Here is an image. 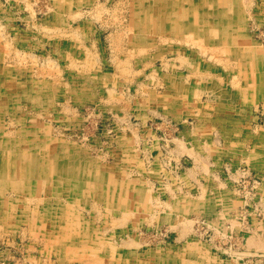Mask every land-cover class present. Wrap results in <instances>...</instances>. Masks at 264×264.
I'll list each match as a JSON object with an SVG mask.
<instances>
[{"label":"rangeland","instance_id":"rangeland-1","mask_svg":"<svg viewBox=\"0 0 264 264\" xmlns=\"http://www.w3.org/2000/svg\"><path fill=\"white\" fill-rule=\"evenodd\" d=\"M0 109V264H264V0H0Z\"/></svg>","mask_w":264,"mask_h":264},{"label":"bare ground","instance_id":"bare-ground-1","mask_svg":"<svg viewBox=\"0 0 264 264\" xmlns=\"http://www.w3.org/2000/svg\"><path fill=\"white\" fill-rule=\"evenodd\" d=\"M142 1H143V0H142ZM205 1H206V0H205ZM172 2H173V0H172ZM215 3H216V2H215ZM234 3H235V2H234ZM139 4H140V3H139ZM189 4H190V3H189ZM196 5H197V4H196ZM138 6H139V5H138ZM208 6H209V5H208ZM223 6H224V5H223ZM238 7H240V6H238ZM152 9H153V8H152ZM162 9H163V8H162ZM229 9H231V7H230ZM229 9H228V10H229ZM154 10H155V9H154ZM228 10H227V11H228ZM240 10H241V9H240ZM152 11H153V10H152ZM170 11H171V10H170ZM192 12H193V10H192ZM203 12H204V11H203ZM237 12H238V11H237ZM165 13H166V12H165ZM170 13H171V12H170ZM200 13H202V12H200ZM226 13H227V12H226ZM230 13H231V12H230ZM55 14H56V13H55ZM153 14H154V13H153ZM204 14H205V13H204ZM218 14H219V13H218ZM237 14H238V13H237ZM239 14H241V13L239 12ZM254 15H255V14H254ZM141 16H142V15H141ZM169 16H170V15H169ZM204 16H205V15H204ZM204 16H203V17H204ZM210 16H211V15H210ZM138 17H139V16H138ZM145 17H146V14H145ZM164 17H165V16H164ZM212 17H213V16H212ZM215 17H216V16H215ZM236 17H237V16H236ZM147 18H148V17H147ZM175 18H176V17H175ZM145 19H146V18H145ZM152 19H153V18H152ZM176 19H177V18H176ZM192 19H193V18H192ZM192 19H191V20H192ZM201 19H202V18H201ZM204 19H205V18H204ZM225 19H227V17H226ZM242 19H243V18H242ZM141 20H142V19H141ZM205 20H207V19H205ZM152 21H153V20H152ZM170 21H172V20H170ZM178 21H179V20H178ZM201 21H202V20H201ZM201 21H200V22H201ZM174 22H175V21H174ZM112 23H113V20H112ZM189 23H191V22H189ZM149 24H150V22H149ZM149 24H148V25H149ZM169 24H170V22H169ZM191 24H193V23H191ZM197 24H198V23H197ZM197 24H196V25H197ZM202 24H203V23H202ZM226 24H227V23H226ZM208 25H209V24H208ZM110 26H111V25H110ZM145 26H146V23H145ZM169 26H170V25H169ZM209 26H210V25H209ZM209 26H208V27H209ZM43 27H44V26H43ZM139 27H140V26H139ZM212 27H213V26H212ZM44 28H46V27H44ZM184 28H186V27H184ZM48 29H49V28H48ZM86 29H87V28H86ZM177 29H178V28H177ZM222 29H223V28H222ZM46 30H47V29H46ZM196 30H197V29H196ZM87 31H88V30H87ZM153 31H154V30H153ZM188 31H189V30H188ZM200 31H201V30H200ZM219 31H220V30H219ZM88 32H89V31H88ZM142 32H143V31H142ZM179 32H180V31H179ZM221 32H222V31H221ZM144 33H145V32H144ZM187 33H188V32H187ZM187 33H186V34H187ZM229 33H230V32H229ZM178 34H179V33H178ZM222 34H224V33H222ZM80 35H81V34H80ZM191 35H192V34H191ZM200 35H201V34H200ZM231 35H232V34H231ZM203 36H204V35H203ZM232 36H233V35H232ZM232 36H231V38H232ZM235 36H236V35H235ZM198 37H199V36H198ZM198 37H197V38H198ZM201 37H202V35H201ZM201 37H200V38H201ZM210 37H212V36H210ZM210 37H209V38H210ZM220 37H221V36H220ZM236 38H237V37H236ZM240 38H241V37H240ZM243 38H244V37H243ZM201 39H203V38H201ZM223 39H224V38H223ZM216 40H217V39H216ZM238 40H239V39H238ZM209 41H211V40H209ZM233 41H234V40H233ZM130 43H131V41H130ZM147 43H148V42H147ZM203 43H204V42H203ZM208 43H209V42H208ZM137 44H138V43H137ZM142 44H143V42H142ZM229 44H230V43H229ZM233 45H234V44H232V46H233ZM249 45H250V44H249ZM140 46H142V45L140 44ZM202 46H203V45H202ZM202 46H201V47H202ZM205 46H206V45H205ZM205 46H204V47H205ZM236 46H237V45H236ZM239 46H240V45H239ZM246 46H247V45H246ZM122 47H123V46H122ZM206 47H207V46H206ZM216 47H217V46H216ZM220 47H221V46H220ZM145 48H146V47H145ZM210 48H212V47L210 46ZM210 48H208V49H210ZM223 48H224V47H223ZM237 48H238V46H237ZM119 49H120V48H119ZM127 49H128V48H127ZM146 49H147V48H146ZM204 49H205V48H204ZM204 49H203V50H204ZM251 49H252V46H251ZM121 50H123V49H121ZM217 50H218V49H217ZM219 50H220V49H219ZM230 50H231V49H230ZM233 50H234V49H233ZM238 50H239V49H238ZM257 50H258V48H257ZM204 51H205V50H204ZM210 51H212V50L210 49ZM220 51H221V53H222L224 50L222 49V50H220ZM247 51H248V50H247ZM121 52H123V51H121ZM205 52H206V51H205ZM208 52H209V51H208ZM212 52L215 53L214 49H213ZM218 52H219V51H218ZM233 52H234V51H233ZM233 52H232V53H233ZM252 52H253V51H252ZM201 53H202L203 55H205L204 52H201ZM221 53H216V54H221ZM223 53H224V52H223ZM232 53H230V54H232ZM226 54H227V53H226ZM239 54H240V53H239ZM239 54H238V56H239ZM260 54H261V53H260ZM89 55H90V53H89ZM127 55H128V54H127ZM199 55H200V54H199ZM207 55H208V54H207ZM212 55H213V53H212ZM243 55H244V54H243ZM250 55H251V52H250ZM200 56H202V55H200ZM208 56H209L208 58L210 59L211 53H210V55H208ZM256 56H257V55H256ZM258 56H260V55H258ZM114 57H115V56H114ZM221 57H222V56H220L219 59H221ZM241 57H242V56H241ZM241 57H240V58H241ZM87 58H88V57H87ZM125 58H127V57H125ZM213 58H215V57H213ZM216 58H218V57H216ZM216 58H215V59H216ZM251 58H252V57H251ZM251 58H249V59H251ZM128 59H129V58H128ZM202 59H203V58H202ZM215 59H214V60H215ZM222 59H223V58H222ZM252 59H253V58H252ZM90 60H91V59H90ZM116 60H117V59H116ZM116 60H113V61L115 62ZM119 60L121 61L122 59H119ZM119 60H118V61H119ZM126 60H127V59H126ZM126 60H125V61H126ZM129 60H130V59H129ZM166 60H167V59H166ZM98 61H99V60H98ZM132 61H133V60H132ZM164 61H165V60H164ZM216 61H218V60L216 59ZM234 61H235V60H234ZM240 61H241V60H240ZM165 62H166V61H165ZM219 62H220V61H219ZM236 62H237V61H236ZM250 62H251V60H250ZM42 63H43V62H42ZM45 63H46V62H45ZM99 63H100V62H99ZM125 63H128V61H126ZM149 63H151V62H147V64H149ZM237 63H238V62H237ZM55 64H56V63H55ZM118 64H119V62H118ZM235 64H236V63H235ZM250 64H251V63H250ZM250 64H249V65H250ZM41 65H42V64H41ZM43 65H44V64H43ZM132 65H133V64H132ZM230 65H231V64H230ZM173 66H174V65H173ZM231 66H232V65H231ZM231 66H230V67H231ZM233 66H234V65H233ZM252 66H253V64H252ZM227 67H228V66H227ZM212 68H213V67H212ZM236 68H237V67H236ZM130 69H131V68H130ZM61 70H63V69H61ZM131 70H132V69H131ZM151 70H152V69H151ZM151 70H150V71H151ZM253 70H254V69H253ZM215 71H216V70H215ZM251 71H252V70H251ZM59 72H60V71H59ZM132 72L134 73L135 71H132ZM141 72H142V71H141ZM151 72H152V71H151ZM151 72H150V73H151ZM204 72H207V71H204ZM148 73H149V72H148ZM152 73H154V72H152ZM199 73H200V72H199ZM199 73H198V74H199ZM207 73H210V72H207ZM235 73H236V72H235ZM240 73H241V72H240ZM204 74H205V73H204ZM223 74H224V73H223ZM27 75H28V74H27ZM31 75H32V74H31ZM149 75H150V74H149ZM205 75H206V74H205ZM205 75H204V76H205ZM232 75H233V74H232ZM151 76H152V75H151ZM153 76H154V75H153ZM197 76H198V75H197ZM199 76H200V75H199ZM230 76H231V75H230ZM221 77H222V76H221ZM223 77H224V76H223ZM228 78H229V77H228ZM228 78H227V80H228ZM160 79H161V78H160ZM12 80H13V79H12ZM218 80H219V79H218ZM236 80H237V79H236ZM53 81H54V80H53ZM159 81H160V80H159ZM219 81H220V80H219ZM25 82H26V81H25ZM220 82H221V81H220ZM225 82H226V81H225ZM225 82H224V83H225ZM260 82H261V81H260ZM15 83H16V82H15ZM156 83H158V80H157ZM221 83H222V82H221ZM232 83H233V82H232ZM24 84H25V83H24ZM43 84H44V83H43ZM160 84H161V82H160ZM160 84H159V85H160ZM222 84H223V83H222ZM230 84H231V83H230ZM28 85H29V84H28ZM144 85H145V84H144ZM153 85H154V84H153ZM194 85H195V84H194ZM196 85H197V84H196ZM224 85H225V84H224ZM9 86H10V85H9ZM43 86H44V85H43ZM126 86H127V85H126ZM145 86H146V85H145ZM238 86H239V85H238ZM38 87H39V86H38ZM41 87H42V86H41ZM159 87H160V86H159ZM239 87H240V86H239ZM242 87H246V86H241L240 88H242ZM1 88H2V87H1ZM16 88H17V87H16ZM157 88H158V87H157ZM198 88H199V87H198ZM221 88H222V87H221ZM28 89H30V88H28ZM193 89H194V88H193ZM238 89H239V88H238ZM45 90H46V89H45ZM126 90H127V89H126ZM171 90H172V89H171ZM127 91H128V90H127ZM240 91H241V90H240ZM245 91H246V90H245ZM242 92H243V91H242ZM253 92H254V90H253ZM45 93H46V92H45ZM125 93L127 94V92H125ZM169 93H171V92H169ZM260 93H261V92H260ZM22 94H23V93H22ZM52 94H53V92H52ZM242 94H243V93H242ZM251 94H252V93H251ZM45 95H46V94H45ZM127 95H128V94H127ZM128 97H129V96H128ZM242 97H243V96H242ZM244 97H245V96H244ZM48 98H49V97H48ZM124 98H127V96H126V97L124 96ZM177 98H178V97H177ZM252 98H253V97H252ZM122 99H123V98H122ZM191 100H192V99H191ZM243 100H245V99H243ZM252 100H253V99H252ZM172 102H173V101H172ZM252 102H253V101H252ZM119 103H120V102H119ZM155 103H156V102H155ZM126 104H127V102H126ZM162 104H163V103H162ZM243 105H244V104H243ZM124 106H125V105H124ZM229 106H230V104H229ZM196 107H197V106H196ZM123 108H125V107H123ZM0 110H1V109H0ZM188 110H189V109H188ZM149 111H150V110H149ZM154 111H155V110H154ZM4 112H5V111H4ZM1 113H2V112H1ZM229 113H230V112H229ZM219 114H220V113H219ZM231 114H232V113H231ZM163 115H164V114H163ZM163 118H164V117H163ZM250 119H251V118H250ZM167 120H168V119H167ZM15 122H16V121H15ZM239 122H240V121H239ZM245 122H246V121H245ZM13 123H14V122H13ZM248 123H249V122H248ZM10 124H11V123H10ZM246 125H247V124H246ZM125 127H126V126H125ZM49 128H50V127H49ZM123 128H124V127H123ZM254 129H255V128H254ZM261 129H262V128H261ZM122 131H123V130H122ZM124 131H125V130H124ZM198 131H199V129H198ZM3 132H4V131H3ZM200 132H201V131H200ZM256 132H257V131H256ZM201 133H202V132H201ZM201 133H199V134H201ZM245 133H246V132H245ZM11 135H12V134H11ZM125 135H126V134H125ZM245 135H246V134H245ZM13 136H14V135H13ZM138 136H139V135H138ZM173 136H174V135H173ZM173 136H172V138H173ZM84 137H85V136H84ZM5 138H6V137H5ZM213 138H214V137H213ZM12 139H13V138H12ZM120 139H121V138H120ZM124 139H125V138H124ZM173 139H176V138H173ZM4 140H5V139H4ZM176 140H177V139H176ZM257 140H258V139H257ZM15 141H16V140H15ZM137 141H139V140H137ZM137 141H136V143H137ZM160 141H161V140H160ZM179 141L182 142L181 140H179ZM122 142H123V141H122ZM175 142H176V141H175ZM22 143H23V142H22ZM24 143H25V142H24ZM177 143H178V142H177ZM183 143H184V142H183ZM197 143H198V142H197ZM6 144H7V143H6ZM20 144H21V143H20ZM125 144H126V143H125ZM159 144H160V143H159ZM66 145H67V144H66ZM178 145H179V144H178ZM183 145H184V144H183ZM183 145H182V143H181V147H182V148H183ZM14 146H15V145H14ZM155 146H156V145H155ZM157 146H158V145H157ZM166 146H167V145H166ZM209 146H210V145H209ZM9 147H10V146H9ZM124 147H125V146H124ZM184 147H185V145H184ZM25 148H26V147H25ZM111 148H112V147H111ZM122 148H123V147H122ZM125 148H126V147H125ZM167 148H169V147H167ZM66 150H67V149H66ZM182 150H183V149H182ZM41 151H42V150H41ZM149 151H150V150H149ZM189 151H190V150H189ZM191 151H192V150H191ZM208 151H209V150H208ZM208 151H207V152H208ZM18 152H19V151H18ZM30 152H31V151H30ZM39 152H40V151H39ZM139 152H140V151H139ZM152 152H153V151H152ZM163 152H164V151H163ZM19 153H20V152H19ZM19 153H18V154H19ZM149 153H150V152H149ZM205 153H206V152H205ZM5 154H6V153H5ZM16 154H17V153H16ZM167 154H168V153H167ZM67 155H68V153H67ZM120 155H121V154H120ZM16 156H17V155H16ZM90 156H91V155H90ZM124 156H125V155H124ZM77 157H78V156H77ZM114 157H115V156H114ZM71 158H72V157H71ZM102 158H103V157H102ZM127 158H128V157H127ZM144 158H145V157H144ZM20 159H21V158H20ZM42 159H43V158H42ZM53 159H54V157H53ZM84 159H86V158H84ZM125 159H126V158H125ZM89 160H90V159H89ZM115 160H116V159H115ZM118 160L120 161V158H119ZM157 160H158V159H157ZM4 161H5V160H4ZM78 161H79V160H78ZM104 161H105V160H104ZM82 162H83V161H82ZM157 162H158V161H157ZM71 163H72V162H71ZM87 163H88V162H87ZM115 163H116V162H115ZM134 163H135V162H134ZM159 163H160V162H159ZM109 164H110V163H109ZM109 164H108V165H109ZM0 165H1V164H0ZM104 165H105V164H104ZM114 165H115V164H114ZM124 165H125V164H124ZM9 166H10V165H9ZM31 166H32V165H31ZM42 166H43V165H42ZM67 166H68V165H67ZM72 166H73V165H72ZM82 166H83V165H82ZM121 166H122V165H121ZM2 167H3V166H2ZM28 167H29V165H28ZM52 167H53V166H52ZM54 167H55V166H54ZM5 168H6V166H5ZM70 168H72V167H70ZM100 168H101V167H100ZM121 168H122V167H121ZM13 169H14V168H13ZM30 169H31V168H30ZM98 169H99V168H98ZM52 170H53V169H52ZM64 170H65V169H64ZM67 170H68V169H67ZM70 170H71V169H70ZM122 170H123V169H122ZM54 171H55V170H54ZM75 171H76V170H75ZM10 172H11V170H10ZM91 172H92V171H91ZM32 173H33V172H32ZM59 173H60V172H59ZM72 173H73V171H72ZM115 173H116V172H115ZM120 173H121V172H120ZM5 174H6V173H5ZM8 174H9V172H8ZM64 174H65V173H64ZM93 174H94V172H93ZM51 175H52V174H51ZM57 175H58V174H57ZM97 175H98V174H97ZM28 176H30V175L28 174ZM32 176H33V175H32ZM52 176H53V175H52ZM91 176H92V175H91ZM124 176H125V174H124ZM154 176H155V175H154ZM175 176H176V175H175ZM175 176H174V177H175ZM30 177H31V176H30ZM174 177H173V178H174ZM5 178H6V177H5ZM46 178H47V177H46ZM65 178H66V177H65ZM70 178H71V177H70ZM73 178H74V177H73ZM86 178H87V177H86ZM139 178H140V177H139ZM11 179H12V178H11ZM26 179H27V178H26ZM44 179H45V178H44ZM44 179H43V181H44ZM74 179H75V178H74ZM90 179H91V178H90ZM100 179H101V178H100ZM123 179H124V178H123ZM137 179H138V178H137ZM137 179H135V180H137ZM7 180H8V179H7ZM41 180H42V178H41ZM66 180H67V179H66ZM87 180H88V179H87ZM93 180H94V179H93ZM125 180H126V179H125ZM54 181H55V180H54ZM88 181L91 182L90 180H88ZM116 181H117V180H116ZM121 181H123V180H121ZM137 181H138V180H137ZM23 182H24V181H23ZM105 182H106V181H105ZM118 182H119V181H118ZM175 182H176V181H175ZM28 183H29V182H27V184H28ZM51 183H52V182H51ZM69 183H70V182H69ZM91 183H93V181H92ZM121 183H123V182H121ZM140 183H142V182H140ZM8 184H9V183H8ZM41 184H44V183L41 182ZM41 184H40V186H41ZM104 184H105V183H104ZM109 184H110V183H109ZM126 184H128V183H126ZM137 184H138V183H137ZM151 184H152V183H151ZM0 185H1V184H0ZM5 185H6V184H5ZM9 185H10V184H9ZM47 185H48V184H46V186H47ZM148 185H149V184H148ZM6 186H7V185H6ZM43 186H45V185H43ZM43 186H42V187H43ZM177 186H178V185H176V187H177ZM1 187H2V186H1ZM22 187H23V185H22ZM124 187H126V186H124ZM131 187H133V186H131ZM2 188H3V187H2ZM33 188H34V187H33ZM48 188H49V187H48ZM53 188H54V187H53ZM89 188H90V187H89ZM122 188H123V185H122ZM137 188H138V187H137ZM150 188H151V187H150ZM6 189H7V188H5V190H6ZM18 189H19V187H18ZM41 189H42V188H41ZM99 189H100V188H99ZM105 189H106V188H105ZM105 189H104V190H105ZM131 189H132V188H131ZM1 190H2V189H1ZM5 190H4V191H5ZM11 190H12V189H11ZM13 190H14V189H13ZM26 190H29V189L26 188ZM65 190H66V189H65ZM177 190H178V189H177ZM9 191H10V190H9ZM39 191H40V190H39ZM42 191H43V190H42ZM46 191H47V190H46ZM69 191H70V190H69ZM98 191H99V190H98ZM137 191H138V190H137ZM17 192H18V191H17ZM19 192H20V191H19ZM28 192H29V191H28ZM50 192H51V191H50ZM58 192H59V191H58ZM81 192H82V191H81ZM99 192H100V191H99ZM112 192H113L112 189H110V191H108V192L105 193V199H107V201H108L109 203L114 202V201H112V199H113V197H112V195H111ZM117 192H118V191H117ZM145 192L149 193L148 191H145ZM185 192H186V191H185ZM2 193H3V192H2ZM8 193H9V192H8ZM29 193H30V192H29ZM39 193H40V192H39ZM56 193H57V192H56ZM69 193H71V192H69ZM74 193H75V192H74ZM128 193H129V197H133V196H134V194H133L132 192H128ZM9 194H10V193H9ZM12 194H14V193H12ZM20 194H21V193H20ZM43 194H44V193H43ZM84 194H85V193H84ZM84 194H83V195H84ZM87 194H89V193H87ZM123 194H124V192H123ZM15 195H16V194H15ZM29 195H31V193H30ZM100 195H101V194H100ZM9 196H10V195H9ZM24 196H25V195H24ZM31 196H32V195H31ZM140 196H141V195H140ZM149 196H150V195H149ZM149 196H148V197H149ZM157 196H158V194H157ZM186 196H187V195H186ZM29 197H30V196H29ZM39 197H40V196H39ZM96 197H97V196H96ZM116 197H117V196H116ZM144 197H146V196L144 195ZM144 197H143V198H144ZM25 198H26V197H25ZM69 198H70V197H69ZM80 198H81V197H80ZM125 198H128V197H125ZM140 198H141V197H140ZM143 198H142V199H143ZM149 198H150V197H149ZM153 198H154V197H153ZM153 198H152V201L155 199V198H154V199H153ZM182 198H183V197H182ZM30 199H32V198H30ZM30 199H29V200H30ZM34 199H35V197H34ZM34 199H33V200H34ZM37 199H38V198H37ZM37 199H35V200H37ZM40 199H41V198H40ZM40 199H38V200H40ZM92 199H93V198H92ZM129 199H130V198H129ZM156 199H157V198H156ZM29 200H28V203H30ZM120 200H121V202L124 201V200H122V199H120ZM139 200H140V199H139ZM139 200H138V201H139ZM147 200H148V198H147ZM184 200H185V199H184ZM25 201H26V200H25ZM40 201H41V200H40ZM51 201H52V200H51ZM64 201H65V200H64ZM104 201H105V200H104ZM149 201H150V200H149ZM188 201H189V200H188ZM31 202H32V201H31ZM36 202H37V201H36ZM90 202H92V201H90ZM94 202H95V201H94ZM96 202H98V201H96ZM145 202H146V201H145ZM182 202H183V201H182ZM14 203H15V202H14ZM25 203H26V202H25ZM33 203H34V202H33ZM55 203H56V202H55ZM117 203H118V202H117ZM129 203H130V201H129ZM146 203H147V202H146ZM177 203H178V202H176V204H177ZM185 203H187V202H185ZM85 204H86V203H85ZM91 204H92V203H91ZM107 204H108V203H107ZM115 204H116V202H115ZM115 204H114V205H115ZM121 204H122V203H121ZM124 204H125V203H124ZM144 204H145V203H144ZM144 204H142V205H144ZM160 204H161V202H160ZM164 204H165V203L163 202L162 205H164ZM31 205H32V204H31ZM69 205H70V204H69ZM92 205H94V204H92ZM95 205H96V204H95ZM97 205H99V204H97ZM100 205H101V204H100ZM117 205L119 206L120 203L117 204ZM129 205H130V204H129ZM136 205H138V204H136ZM182 205H183V204H182ZM187 205H188V204H187ZM189 205H190V204H189ZM9 206H10V205H9ZM26 206H27V205H26ZM33 206H34V204H33ZM65 206H66V205H65ZM67 206H68V205H67ZM74 206H75V205H74ZM83 206H84V203H83ZM90 206H91V205H90ZM139 206H140V205H139ZM151 206H152V205H151ZM159 206H160V205H159ZM183 206H184V205H183ZM10 207H11V206H10ZM59 207H60V206H59ZM78 207H79V206H78ZM78 207H77V208H78ZM80 207L82 208V206H80ZM94 207H95V206H94ZM99 207H100V206H99ZM124 207H125V206H124ZM124 207H123V209H124ZM130 207H131V206H130ZM141 207H142V206H141ZM141 207H140V208H141ZM162 207H163V206H162ZM166 207H167V206H166ZM171 207H172V206H171ZM175 207H176V206H175ZM179 207H180V206H179ZM189 207H190V206H189ZM26 208H28V207H26ZM26 208H24V209H26ZM61 208H62V207H61ZM68 208H69V207H68ZM84 208H85V207H84ZM91 208H92V206H91ZM102 208H103V207H102ZM105 208H107V207H105ZM117 208H118V207H117ZM147 208H149V207L146 206V209H147ZM155 208H156V207H155ZM155 208H154V210H155ZM157 208H158V207H157ZM159 208H160V207H159ZM11 209H12V208H11ZM22 209H23V208H22ZM30 209H31V208H30ZM34 209H36V208H34ZM58 209H59V208H58ZM64 209H65V208H64ZM93 209H94V208H93ZM97 209H98V208H97ZM133 209H134V208H133ZM143 209H144V208H143ZM183 209H184V208H183ZM4 210H5V209H4ZM45 210H46V209H45ZM45 210H44V211H45ZM59 210H60V209H59ZM67 210H68V209H67ZM82 210H83V209H82ZM86 210H87V209H86ZM94 210H95V209H94ZM106 210H107V209H106ZM130 210H131V209H130ZM134 210H135V209H134ZM147 210L149 211V209H147ZM9 211H11V210H9ZM36 211H37V210H36ZM73 211H74V210H73ZM79 211H80V210H79ZM97 211H99V210H97ZM107 211H108V210H107ZM131 211H132V210H131ZM137 211H138V210H137ZM142 211H143V210H142ZM18 212H19V211H18ZM32 212H33V211H32ZM47 212H48V211H47ZM121 212H124V211H121ZM182 212H183V211H182ZM184 212H185V211H184ZM9 213H10V212H9ZM34 213H35V212H34ZM70 213H71V212H70ZM72 213H73V212H72ZM95 213H96V212H95ZM101 213H102V212H100V214H101ZM118 213H119V212H118ZM124 213H125V212H124ZM124 213H123V214H124ZM143 213H144V212H143ZM145 213H147V211H145ZM17 214H18V213H17ZM32 214H33V213H32ZM97 214H99V213H97ZM130 214L133 215V212L130 213ZM138 214H139V212H138ZM151 214H152V213H151ZM20 215H21V214H20ZM20 215H19V216H20ZM33 215H34V214H33ZM56 215H57V214H56ZM61 215H62V214H61ZM64 215H65V214H64ZM79 215H80V214H79ZM79 215H78V216H79ZM106 215H107V214H106ZM121 215H122V214H121ZM124 215H125V214H124ZM147 215H148V214H147ZM147 215H145V216H147ZM164 215H165V214H164ZM41 216H42V215H41ZM93 216H94V215H93ZM96 216H98V215H96ZM110 216H111V215H110ZM126 216H127V215H126ZM1 217H2V216H1ZM4 217H5V215H4ZM13 217H14V216H13ZM67 217H68V216H67ZM132 217H134V216H132ZM176 217H177V216H176ZM32 218H33V217H32ZM36 218H37V217H36ZM68 218H69V217H68ZM71 218H72V217H71ZM76 218H77V217H76ZM97 218H98V217H97ZM97 218H96V219H97ZM103 218H104V217H103ZM116 218H117V216H116ZM121 218H122V217H121ZM121 218H120V219H121ZM144 218H145V217H144ZM147 218H148V217H147ZM147 218H146V220H147ZM149 218H150V217H149ZM151 218H152V217H151ZM151 218H150V219H151ZM6 219H7V218H6ZM6 219H5V220H6ZM93 219H95V218H93ZM120 219H118V218H117V220L115 219L116 221H118V222H117L118 224L121 223V222L119 221ZM125 219H126V218H125ZM125 219L123 218V221L121 220L122 223H124V220H125ZM7 220H8V219H7ZM12 220H14V219H12ZM28 220H29V219H28ZM50 220H51V219H50ZM112 220H113V218H112ZM144 220H145V219H144ZM184 220H185V218H184ZM184 220H183V221H184ZM34 221H35V217H34ZM44 221H45V220H44ZM58 221H59V220H58ZM71 221H72V220H71ZM75 221H76V220H75ZM78 221H79V220H78ZM134 221H135V220H134ZM140 221H141V220H140ZM150 221H151V220H150ZM152 221H153V220H152ZM10 222H11V221H10ZM13 222H14V221H13ZM30 222H32V220H30ZM114 222H115V221H114ZM119 222H120V223H119ZM180 222H181V221H180ZM180 222H179V223H180ZM184 222H185V221H184ZM189 222H191V219H190V221L187 222V224L191 225V223H189ZM6 223H8V222H6ZM74 223H75V222H74ZM112 223H113V222H112ZM122 223H121V224H122ZM138 223H139V222H138ZM176 223H177V221H176ZM179 223H177V224H179ZM181 223H182V222H181ZM2 224H3V223H2ZM41 224H43V226H44V223L41 222ZM49 224H50V223H49ZM118 224H117V225H118ZM124 224H125V223H124ZM0 225H1V224H0ZM29 225H30V224H29ZM56 225H57V224H56ZM76 225H77V224H76ZM108 225H109V224H108ZM110 225H111V224H110ZM129 225H130V224H129ZM174 225H175V223H174ZM174 225H173V226H174ZM11 226H13V225H11ZM35 226H36V225H35ZM41 226H42V225H41ZM41 226H40V227H41ZM50 226H51V225H50ZM66 226H68V225H66ZM66 226H64V228H66ZM118 226H119V225H118ZM121 226H122V225H121ZM175 226H176V225H175ZM184 226H186V223H185V225H184V223H183V227H184ZM187 226H188V225H187ZM32 227H34V226H32ZM73 227H74V226H73ZM87 227H88V226H87ZM91 227H92V226H91ZM108 227H109V226H108ZM176 227H177V226H176ZM189 227H190V226H189ZM189 227H188V228H189ZM0 228L2 229L1 226H0ZM26 228H27V227H26ZM37 228H38V227H37ZM51 228H52V227H51ZM78 228H79V227H78ZM82 228H83V227H82ZM88 228H89V227H88ZM95 228H96V227H95ZM102 228H103V227H102ZM104 228H106L105 225H104ZM178 228H179V227H178ZM180 228H181V224H180ZM20 229H21V228H20ZM27 229H28V228H27ZM74 229H76V228H74ZM107 229H108V228H107ZM111 229H112V227H111ZM132 229H133V228H132ZM184 229H185V228H184ZM22 230H23V229H22ZM28 230H29V229H28ZM37 230H38V229H37ZM37 230H36V231H37ZM65 230H66V229H65ZM71 230H72V229H71ZM78 230H79V229H78ZM82 230H83V229H82ZM90 230H91V229H90ZM94 230H95V229H94ZM103 230H104V229H103ZM103 230H102V231H103ZM179 230H180V229H179ZM181 230H182V229H181ZM181 230H180V232H181ZM33 231H34V228H33ZM46 231H47V230H46ZM52 231H53V230H52ZM56 231H57V230H56ZM76 231H77V230H76ZM97 231H98V230H97ZM102 231H101V232H102ZM104 231H105V230H104ZM104 231H103V232H104ZM134 231H135V230H134ZM182 231H183V230H182ZM9 232H10V231H9ZM20 232H21V230H20ZM61 232H62V231H61ZM61 232H60V233H61ZM86 232H87V231H86ZM98 232H99V231H98ZM98 232H97V233H98ZM2 233H3V232H2ZM21 233H22V232H21ZM24 233H25V232H24ZM43 233H44V232H43ZM55 233H56V232H55ZM57 233H59V230H58ZM63 233H64V232H63ZM65 233H67V231H66ZM138 233H139V232H138ZM45 234H46V233H45ZM86 234H87V233H86ZM51 235H52V234H51ZM66 235H67V234H66ZM95 235H96V234H95ZM109 235H110V234H109ZM139 235H140V234H139ZM141 235H142V234H141ZM21 236H23V235H21ZM27 236H28V235H27ZM54 236H55V235H54ZM62 236H64V235H61V237H59L58 241H60V239L63 238ZM74 236H75V235H74ZM98 236H100V235H98ZM23 237H24V236H23ZM41 237H42V236H41ZM65 237H66V236H65ZM70 237H71V236H70ZM100 237H101V236H100ZM108 237H109V236H108ZM116 237H117V236H116ZM141 237H142V236H141ZM35 238H36V237H35ZM38 238L40 239V237H38ZM43 238H44V237H43ZM50 238H52V237H50ZM54 238H56V237H54ZM54 238H53V239H54ZM66 238H67V237H66ZM83 238H84V237H83ZM86 238H87V237H86ZM93 238H94V237H93ZM80 239H81V238H80ZM98 239H99V238H98ZM109 239H110V238H109ZM128 239H131V238H128ZM128 239L126 238V240H128ZM140 239H141V238H140ZM140 239H139V240H140ZM67 240H69V239H67ZM77 240H78V239H77ZM102 240H103V239H102ZM106 240H107V239H106ZM106 240H105V241H106ZM112 240H113V239H112ZM143 240H144V239H143ZM94 241H96V240H94ZM100 241H101V240H100ZM120 241H121V240H120ZM120 241H119V243H120ZM128 241H129V240H128ZM48 242H49V241H48ZM62 242H63V241H62ZM78 242H81V241H78ZM106 242H108V241H106ZM132 242H133V240H132ZM135 242H136V241H135ZM143 242L145 243L146 241H143ZM147 242H148V241H147ZM70 243H71V242H70ZM72 243H73V242H72ZM98 243H99V242H98ZM114 243H115V242H114ZM121 243H122V242H121ZM138 243H139V242H136V244H138ZM67 244H68V243H67ZM101 244H102V243H100L99 246H101ZM136 244H135V245H136ZM139 244H141V243H139ZM148 244H149V243H148ZM47 245H48V244H47ZM51 245H52V244H51ZM73 245H74V244H73ZM77 245H78V244H77ZM93 245H94V244H93ZM93 245H91V247H92ZM102 245H104V244H102ZM114 245H115V244H114ZM117 245H118V244H117ZM130 245H131V244H130ZM132 245H134V242H133ZM132 245H131V246H132ZM52 246H53V245H52ZM54 246H55V245H54ZM83 246H84V245H83ZM87 246H88V245H87ZM72 247H73V246H72ZM72 247H71V249H73ZM76 247H78V246H76ZM95 247H96V245H95ZM129 247H130V246H129ZM46 248H47V246H46ZM68 248H69V250H70V252H71L70 247H68ZM86 248H87V247H85V249H86ZM99 249H101V248L98 247V250H99ZM162 249H163V248H162ZM157 250H158V249H157ZM88 251H89V250H88ZM41 252H42V251H41ZM82 252H83V251H82ZM82 252H81V253H82ZM98 252H99V251H98ZM116 252H117V251H116ZM164 252H165V251H164ZM49 253H50V252H49ZM85 253H86V252H85ZM118 253L120 254V252H118ZM89 254H90V253H89ZM89 254H88V255H89ZM108 254H109V253H108ZM6 255H7V254H6ZM49 255H50V254H49ZM90 255H92V254H90ZM90 255H89V256H90ZM100 255H101V254H100ZM97 256H98V255H97ZM6 257H8V255H7ZM83 257H85V256H83ZM32 258H33V257H32ZM32 258H31V259H32ZM46 258H47V257H46ZM147 258H148V257H147ZM1 260H2V259H1ZM32 260H33V259H32ZM83 260H84V259H83ZM147 260H148V259H147ZM106 261H108V260H106ZM161 261H162V260H161ZM81 262H82V259H81ZM83 262H84V261H83ZM32 263H34V262H32ZM43 263H44V262H43ZM37 264H38V263H37ZM44 264H45V263H44ZM128 264H129V263H128Z\"/></svg>","mask_w":264,"mask_h":264}]
</instances>
